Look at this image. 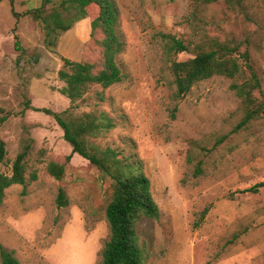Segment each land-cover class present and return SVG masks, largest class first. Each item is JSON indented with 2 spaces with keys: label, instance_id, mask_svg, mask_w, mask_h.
Segmentation results:
<instances>
[{
  "label": "rangeland",
  "instance_id": "1",
  "mask_svg": "<svg viewBox=\"0 0 264 264\" xmlns=\"http://www.w3.org/2000/svg\"><path fill=\"white\" fill-rule=\"evenodd\" d=\"M117 2L126 39L118 57L124 79L108 88L93 86L75 111L100 116L103 126L90 140L116 149L125 163L140 161L151 181L161 216L143 217L137 224L148 264H264V185L248 190L264 182V117L232 132L243 110L231 84L247 73L235 79L214 76L178 98L171 60L193 54L168 53L169 37H164L175 36L190 48L210 39L239 45L250 55L261 81L257 95L264 98V0ZM41 4L14 0L20 14ZM97 11L90 9L93 16ZM90 20L75 22L49 46L39 22L29 16L17 20L10 0L0 3V106L10 112L0 123L7 148L0 172L11 173L25 133L35 142L27 184L9 187L0 207V244L24 264H97L109 233L105 209L112 179L77 153L62 180L51 176L47 162L64 161L72 146L53 116L26 107V102L56 112L70 107L60 91L64 58L101 60L96 40L101 35H91ZM227 133V140L215 146ZM199 160L204 172L195 176ZM33 170L38 178L31 181ZM60 187L67 192L66 207L57 204ZM206 206L208 214L195 227Z\"/></svg>",
  "mask_w": 264,
  "mask_h": 264
},
{
  "label": "trees",
  "instance_id": "2",
  "mask_svg": "<svg viewBox=\"0 0 264 264\" xmlns=\"http://www.w3.org/2000/svg\"><path fill=\"white\" fill-rule=\"evenodd\" d=\"M2 1L0 0V3ZM217 1L219 0H193L197 5ZM226 1L233 3L239 0ZM10 2L17 20L21 16H29L41 24L49 46L54 45L55 37L59 33L67 32L82 18L91 19V35L94 38L97 34L101 35L96 39L101 48L99 63L64 58L63 66L59 70V78L64 82L60 91L70 100L68 109L56 112L49 108L32 107L30 102H26V107L53 116L63 129L65 140L72 146V153L66 155L64 161L47 162L46 169L51 176L62 180L67 164L73 154L77 153L112 179V196L105 209L109 233L100 249L97 264H148L149 253L139 238L137 224L143 217L159 219L161 216L153 196L151 181L143 173L140 161L125 163L118 157L116 149L101 148L90 140V137L95 136L103 126L100 116L95 112L76 113L75 111L93 86L108 88L124 79L118 57L126 47V39L121 31V12L117 0H42L40 7L23 14L15 10L14 0ZM53 3H58V6L49 8ZM92 7L98 9L94 16L90 12ZM63 11L72 14V17H64ZM52 37L54 39H51ZM164 37H169L168 53L193 54L185 60L176 58L171 60L170 68L176 86V97L182 98L194 85L214 76L221 75L235 79L247 73L241 82L234 81L231 84V89L241 99L243 110V116L232 132L249 129L256 120L264 117V98L257 95L261 91V81L252 68L247 51H241L239 45L231 46L217 39L205 40L190 48L182 39L175 36L164 35ZM15 45L18 50L22 49L17 35ZM9 116L10 112H6L5 108L0 106V123L5 122ZM229 136L230 133L221 136L215 146L226 141ZM34 148V140L25 133L21 138L11 173L0 172V207L4 204L6 190L9 187L15 184H27V165ZM40 157L42 158V155ZM6 158V141L0 136V162H4ZM203 165V160L197 161L194 165L195 176L203 174ZM37 178L38 173L33 170L29 180L34 181ZM261 185L263 186L264 182L248 190L255 191ZM57 204L59 207H66L69 204L64 187L58 190ZM209 210L210 206L203 209L195 222V227L200 226ZM0 258L1 264H24L13 250L1 244Z\"/></svg>",
  "mask_w": 264,
  "mask_h": 264
}]
</instances>
